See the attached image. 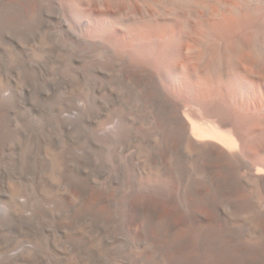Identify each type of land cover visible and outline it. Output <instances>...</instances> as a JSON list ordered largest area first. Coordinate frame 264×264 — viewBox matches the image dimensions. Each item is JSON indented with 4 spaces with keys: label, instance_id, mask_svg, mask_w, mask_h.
<instances>
[{
    "label": "bare ground",
    "instance_id": "bare-ground-1",
    "mask_svg": "<svg viewBox=\"0 0 264 264\" xmlns=\"http://www.w3.org/2000/svg\"><path fill=\"white\" fill-rule=\"evenodd\" d=\"M15 31L10 60L73 68L103 147L136 151L123 184H0V264H264V0H0Z\"/></svg>",
    "mask_w": 264,
    "mask_h": 264
},
{
    "label": "rangeland",
    "instance_id": "rangeland-1",
    "mask_svg": "<svg viewBox=\"0 0 264 264\" xmlns=\"http://www.w3.org/2000/svg\"><path fill=\"white\" fill-rule=\"evenodd\" d=\"M20 38L18 31L8 38L0 37V74L10 79L5 138L9 149L0 161V184H37L41 177H50L57 184L83 179L95 184H123L120 157L136 148L131 145L122 150L117 144L103 147L89 124L104 93L86 87L82 89L86 100L73 101V68L57 67L52 58L43 60L37 70L25 65L21 57L10 60L2 47L8 43L17 47ZM64 141L73 144L70 157L60 154ZM47 148L61 155L60 166H53ZM137 153L142 158L148 155Z\"/></svg>",
    "mask_w": 264,
    "mask_h": 264
}]
</instances>
